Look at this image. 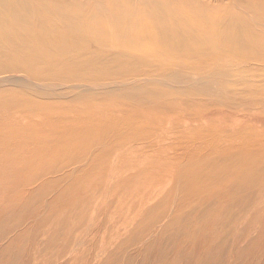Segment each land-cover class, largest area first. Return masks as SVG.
<instances>
[{
	"label": "bare ground",
	"instance_id": "1",
	"mask_svg": "<svg viewBox=\"0 0 264 264\" xmlns=\"http://www.w3.org/2000/svg\"><path fill=\"white\" fill-rule=\"evenodd\" d=\"M95 261L264 264V0H0V264Z\"/></svg>",
	"mask_w": 264,
	"mask_h": 264
},
{
	"label": "rangeland",
	"instance_id": "2",
	"mask_svg": "<svg viewBox=\"0 0 264 264\" xmlns=\"http://www.w3.org/2000/svg\"><path fill=\"white\" fill-rule=\"evenodd\" d=\"M153 258H154V257H153ZM153 258H152V259H153ZM153 260H154V259H153ZM98 263H99V262L95 261V264H98Z\"/></svg>",
	"mask_w": 264,
	"mask_h": 264
}]
</instances>
